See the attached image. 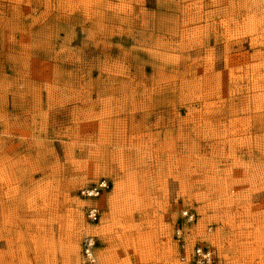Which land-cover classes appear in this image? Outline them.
<instances>
[{
	"label": "rangeland",
	"instance_id": "374dc122",
	"mask_svg": "<svg viewBox=\"0 0 264 264\" xmlns=\"http://www.w3.org/2000/svg\"><path fill=\"white\" fill-rule=\"evenodd\" d=\"M0 137V264H264V0H0Z\"/></svg>",
	"mask_w": 264,
	"mask_h": 264
},
{
	"label": "built area",
	"instance_id": "2783aa9c",
	"mask_svg": "<svg viewBox=\"0 0 264 264\" xmlns=\"http://www.w3.org/2000/svg\"><path fill=\"white\" fill-rule=\"evenodd\" d=\"M109 187L106 179H100L97 182L84 187L81 189L80 193L86 199H93L99 197L106 189ZM183 215L188 220H193L194 214L189 211H183ZM86 216L90 221L96 222L100 217V210L95 204H89L86 206ZM180 235V231H177ZM95 246V237L87 236L83 241V250L85 256L94 260L93 258V248ZM181 259L187 264H215V255L212 248L202 244H197L194 246L192 251L181 257Z\"/></svg>",
	"mask_w": 264,
	"mask_h": 264
},
{
	"label": "bare ground",
	"instance_id": "6f19581e",
	"mask_svg": "<svg viewBox=\"0 0 264 264\" xmlns=\"http://www.w3.org/2000/svg\"><path fill=\"white\" fill-rule=\"evenodd\" d=\"M1 138V137H0ZM76 185V184H75ZM96 205V204H95ZM97 206V205H96ZM77 208V207H76ZM78 209V208H77ZM77 211V210H76ZM215 213H217V212H215ZM78 240H76V238H73L72 239V241L70 242V246H71V250H73L74 252H76V253H78V243L76 244V242H77ZM74 255H75V253H74ZM75 257H77V256H75Z\"/></svg>",
	"mask_w": 264,
	"mask_h": 264
}]
</instances>
